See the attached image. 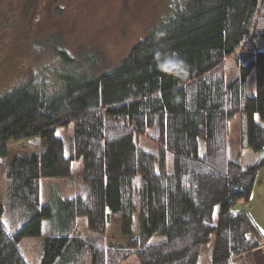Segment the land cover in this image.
Instances as JSON below:
<instances>
[{"label":"trees","instance_id":"obj_1","mask_svg":"<svg viewBox=\"0 0 264 264\" xmlns=\"http://www.w3.org/2000/svg\"><path fill=\"white\" fill-rule=\"evenodd\" d=\"M60 72L0 96V264H32L21 242L46 219L39 264H202L210 244L209 264H239L263 245L242 205L264 167V0H172L113 69ZM236 114L247 165L230 152ZM79 160L78 191L42 204V179L74 185ZM115 225L125 242L107 239Z\"/></svg>","mask_w":264,"mask_h":264},{"label":"rangeland","instance_id":"obj_2","mask_svg":"<svg viewBox=\"0 0 264 264\" xmlns=\"http://www.w3.org/2000/svg\"><path fill=\"white\" fill-rule=\"evenodd\" d=\"M170 1L0 0V96L31 77L38 81L47 79L53 83L52 87H56L60 71L68 62L74 65L76 72L87 75L97 76L113 69L132 46L152 29ZM223 71L227 78L238 75L234 59L224 64ZM254 81L252 73L249 76L251 87ZM243 127L244 119L239 114L228 122L230 152L236 154L243 151L242 161L245 164L250 161L249 158L253 159L251 155L254 152L242 146ZM71 128L68 129L70 132ZM26 140L10 144L9 161ZM139 141L148 150H156L148 138L141 136ZM76 166L77 181L74 185H70L66 178L42 179V204L51 202L56 193L72 196L78 191L82 185V161L79 160ZM49 234L50 220L46 219L41 236L22 240L21 248L32 264L40 263L43 240ZM106 237L119 242L127 240L119 225L108 227ZM211 249L210 244V253ZM210 253L204 254L202 264H209ZM120 264L139 262L131 257Z\"/></svg>","mask_w":264,"mask_h":264},{"label":"crops","instance_id":"obj_3","mask_svg":"<svg viewBox=\"0 0 264 264\" xmlns=\"http://www.w3.org/2000/svg\"><path fill=\"white\" fill-rule=\"evenodd\" d=\"M243 159V151L241 152ZM255 154L251 155L249 162H246L244 165L248 163H252L255 159ZM250 157V156H249ZM242 209L246 210L252 217V220L259 228L261 235L264 239V167H262L257 176L254 184L253 192L251 199L248 203H244L242 205ZM239 264H264V243L261 247L253 250L250 255H243Z\"/></svg>","mask_w":264,"mask_h":264}]
</instances>
